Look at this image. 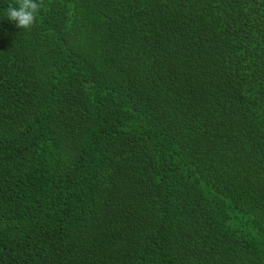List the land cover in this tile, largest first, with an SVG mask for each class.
<instances>
[{
  "label": "trees",
  "instance_id": "16d2710c",
  "mask_svg": "<svg viewBox=\"0 0 264 264\" xmlns=\"http://www.w3.org/2000/svg\"><path fill=\"white\" fill-rule=\"evenodd\" d=\"M0 0V264H264V0Z\"/></svg>",
  "mask_w": 264,
  "mask_h": 264
},
{
  "label": "clouds",
  "instance_id": "9594fccd",
  "mask_svg": "<svg viewBox=\"0 0 264 264\" xmlns=\"http://www.w3.org/2000/svg\"><path fill=\"white\" fill-rule=\"evenodd\" d=\"M18 6L9 5L8 19L14 21L18 28L30 29L37 20L43 6V0H16Z\"/></svg>",
  "mask_w": 264,
  "mask_h": 264
}]
</instances>
